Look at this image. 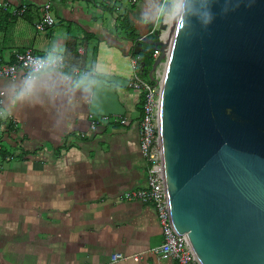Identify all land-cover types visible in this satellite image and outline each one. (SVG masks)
Wrapping results in <instances>:
<instances>
[{
  "label": "crops",
  "instance_id": "obj_1",
  "mask_svg": "<svg viewBox=\"0 0 264 264\" xmlns=\"http://www.w3.org/2000/svg\"><path fill=\"white\" fill-rule=\"evenodd\" d=\"M161 3L0 0V65L26 49L64 64L31 74L20 99L30 74L0 78V264H110L113 252L127 257L115 264H178L151 251L164 240L155 208L125 197L147 173L130 50L166 17ZM46 10L54 23L38 30Z\"/></svg>",
  "mask_w": 264,
  "mask_h": 264
},
{
  "label": "water",
  "instance_id": "obj_2",
  "mask_svg": "<svg viewBox=\"0 0 264 264\" xmlns=\"http://www.w3.org/2000/svg\"><path fill=\"white\" fill-rule=\"evenodd\" d=\"M172 2L164 12L171 13ZM168 24L160 21V29ZM161 60L170 219L200 264H264V0H180Z\"/></svg>",
  "mask_w": 264,
  "mask_h": 264
},
{
  "label": "built area",
  "instance_id": "obj_3",
  "mask_svg": "<svg viewBox=\"0 0 264 264\" xmlns=\"http://www.w3.org/2000/svg\"><path fill=\"white\" fill-rule=\"evenodd\" d=\"M136 0H130L134 3ZM172 2L173 10L171 13L164 12L166 2ZM180 0H162L160 6L161 18L171 15L170 21L173 20L178 3ZM176 6V7H175ZM159 17L156 18L153 29L149 34H157V40L165 41L170 34V28L163 30L160 29ZM160 21V20H159ZM164 21V20H163ZM169 21V22H170ZM54 23V18L46 10L41 20H39L35 27L38 30H43L45 27L51 26ZM142 36L136 38L132 43L130 50V65H131V78L128 81V86L132 89L138 90L143 94L142 114L139 120V143L140 152L147 162L146 173V186L137 189H130L125 193L127 199L139 201L142 203H150L156 210L164 240L161 244L154 246L151 251L163 257H171L178 261V264H200L197 257L190 248V245L185 237V234H178L171 222L169 204L167 198L166 184L164 178V169L162 154L160 150L159 129H158V112L160 101V87L161 75L164 67V61L161 60L156 69L155 80H150L144 77L139 70V62L134 48L136 42H140ZM160 50L154 49V59L160 55ZM45 61L46 67L41 69H62L64 68L63 59L55 55H41L36 54L30 49L15 54L14 62L6 65H0V78H16L19 70H23L28 74H35L34 72L35 61ZM39 71V72H40ZM78 72V69H75ZM86 74L87 71H84ZM0 110V117L3 116ZM116 117L115 115H113ZM112 116L104 115L92 121L89 124L91 131L97 128V125L104 120H109ZM115 119V118H114ZM125 120L122 119V122ZM84 135L83 133L81 134ZM127 257L121 252H113L110 254V264H115L120 260ZM137 260V256H133Z\"/></svg>",
  "mask_w": 264,
  "mask_h": 264
},
{
  "label": "trees",
  "instance_id": "obj_4",
  "mask_svg": "<svg viewBox=\"0 0 264 264\" xmlns=\"http://www.w3.org/2000/svg\"><path fill=\"white\" fill-rule=\"evenodd\" d=\"M148 37L157 39V34H150L148 35ZM141 43H142V46H145L144 48H146L147 50L145 52L136 53V55L138 57L139 70L141 74L146 75L149 72L150 67L154 61V57H153L154 49L151 48V46L148 45L147 43H144V42H141Z\"/></svg>",
  "mask_w": 264,
  "mask_h": 264
},
{
  "label": "clouds",
  "instance_id": "obj_5",
  "mask_svg": "<svg viewBox=\"0 0 264 264\" xmlns=\"http://www.w3.org/2000/svg\"><path fill=\"white\" fill-rule=\"evenodd\" d=\"M46 67L45 61H35L34 72H39L41 69ZM33 87V77L30 74L29 79L25 81L24 88L18 93L17 99L23 98Z\"/></svg>",
  "mask_w": 264,
  "mask_h": 264
},
{
  "label": "rangeland",
  "instance_id": "obj_6",
  "mask_svg": "<svg viewBox=\"0 0 264 264\" xmlns=\"http://www.w3.org/2000/svg\"><path fill=\"white\" fill-rule=\"evenodd\" d=\"M175 7H176V6H175ZM160 16H161V15H160ZM170 18H172L171 15H167V16L164 18V22H166V23L168 24V27H170V25H171V23H172V21H170ZM169 21H170V22H169ZM168 27H167V28H168ZM167 28H166V29H167ZM163 30H165V29H162V31H163Z\"/></svg>",
  "mask_w": 264,
  "mask_h": 264
}]
</instances>
